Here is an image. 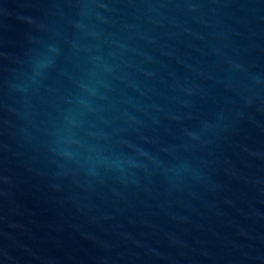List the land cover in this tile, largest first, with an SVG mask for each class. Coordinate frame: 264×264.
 <instances>
[{"label": "water", "instance_id": "1", "mask_svg": "<svg viewBox=\"0 0 264 264\" xmlns=\"http://www.w3.org/2000/svg\"><path fill=\"white\" fill-rule=\"evenodd\" d=\"M0 264H264V0H0Z\"/></svg>", "mask_w": 264, "mask_h": 264}]
</instances>
